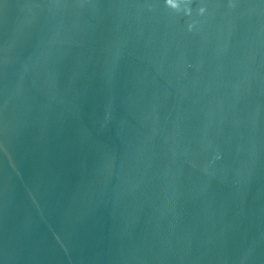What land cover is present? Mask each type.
I'll return each mask as SVG.
<instances>
[{
  "label": "water",
  "instance_id": "1",
  "mask_svg": "<svg viewBox=\"0 0 264 264\" xmlns=\"http://www.w3.org/2000/svg\"><path fill=\"white\" fill-rule=\"evenodd\" d=\"M0 264H264V0H0Z\"/></svg>",
  "mask_w": 264,
  "mask_h": 264
}]
</instances>
